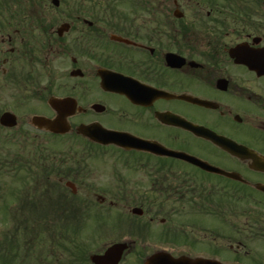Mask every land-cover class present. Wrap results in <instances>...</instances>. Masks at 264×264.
<instances>
[{
	"label": "flooded vegetation",
	"instance_id": "af4514ba",
	"mask_svg": "<svg viewBox=\"0 0 264 264\" xmlns=\"http://www.w3.org/2000/svg\"><path fill=\"white\" fill-rule=\"evenodd\" d=\"M99 127L123 146L93 141ZM0 135L18 147L0 168L17 186L0 190V225L20 242L23 226L54 227L35 217L64 199L58 264L114 245L118 264L157 252L264 264V0H0ZM42 143L68 156L49 163ZM40 161L56 187L21 188ZM20 250L0 264H57Z\"/></svg>",
	"mask_w": 264,
	"mask_h": 264
},
{
	"label": "trees",
	"instance_id": "16d2710c",
	"mask_svg": "<svg viewBox=\"0 0 264 264\" xmlns=\"http://www.w3.org/2000/svg\"><path fill=\"white\" fill-rule=\"evenodd\" d=\"M40 164H32V163H25V168L27 167H38L39 171L36 173L34 178L35 182V188H43L45 187L42 182H40L44 175L41 170L42 161L39 162ZM42 171V172H41ZM48 231V230H45ZM63 228L56 227L54 230V236L60 237L63 236ZM51 235L49 233H39L37 229L32 228H23V234H22V252L24 254L28 253H34V252H47V253H54L55 256H58V253H63L61 247L64 246V243L62 242H53L50 240ZM11 243L7 242H0V253L2 252H9L10 250L5 249L7 245Z\"/></svg>",
	"mask_w": 264,
	"mask_h": 264
},
{
	"label": "water",
	"instance_id": "95a60500",
	"mask_svg": "<svg viewBox=\"0 0 264 264\" xmlns=\"http://www.w3.org/2000/svg\"><path fill=\"white\" fill-rule=\"evenodd\" d=\"M35 124L39 125L40 127H45L49 131L57 134H64L68 131V129L65 127L62 121L60 120H55L53 122L36 118L35 119ZM6 123V122H5ZM13 125V124H11ZM88 130L87 128L85 131ZM88 133V132H87ZM86 135V133H84ZM122 249L121 247H116L115 252L117 253V257L112 261L111 264H117L119 261L120 253ZM110 252L106 253L105 256L103 257H94L92 259V262L94 264H105V262L109 259ZM145 264H215L210 261L206 260H190L187 258H178L174 259L171 256L164 254V253H157L150 257Z\"/></svg>",
	"mask_w": 264,
	"mask_h": 264
},
{
	"label": "rangeland",
	"instance_id": "374dc122",
	"mask_svg": "<svg viewBox=\"0 0 264 264\" xmlns=\"http://www.w3.org/2000/svg\"><path fill=\"white\" fill-rule=\"evenodd\" d=\"M40 140H41V142L42 141H58V142L60 141V142H62L64 144H66V143L69 142L70 138H62L60 140H54V139H49V138L43 136ZM43 145H46V144H43ZM46 146H48L49 148H51L53 151L56 152L55 157H56L57 160H61L62 158L68 156V153L64 152L67 148H62V147H59L58 145H55V146L46 145ZM17 148L18 147L16 145V142L13 143V142H10L8 140H5V139H3L2 135H0V168L2 166V162H3L4 158H5L4 154H6V153H14V152L17 151L16 150ZM24 150H25V152L27 151V149H24ZM31 171H33V169L24 168L23 175L25 176L26 173L31 172ZM1 184L2 185L11 184L10 179L6 177V175L4 174L3 171H0V185ZM9 186L12 187V188H17L15 184H13L12 186L11 185H9ZM2 220H5V216H4L3 212H0V221H2ZM6 229H7V227H5L4 225H2V226L0 225V234L2 232L6 231ZM261 252H262V254H264V247H262V251ZM64 259H65V257L59 258L56 263L63 262Z\"/></svg>",
	"mask_w": 264,
	"mask_h": 264
}]
</instances>
